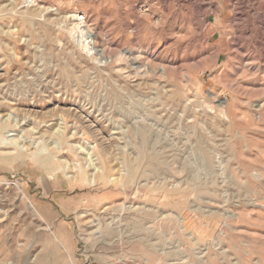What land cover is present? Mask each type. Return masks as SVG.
Here are the masks:
<instances>
[{"label":"rangeland","instance_id":"374dc122","mask_svg":"<svg viewBox=\"0 0 264 264\" xmlns=\"http://www.w3.org/2000/svg\"><path fill=\"white\" fill-rule=\"evenodd\" d=\"M25 263L264 264V0H0Z\"/></svg>","mask_w":264,"mask_h":264},{"label":"bare ground","instance_id":"6f19581e","mask_svg":"<svg viewBox=\"0 0 264 264\" xmlns=\"http://www.w3.org/2000/svg\"><path fill=\"white\" fill-rule=\"evenodd\" d=\"M84 36V35H83ZM84 38V37H83ZM32 206V205H31ZM33 207V206H32ZM35 209V208H34ZM55 236V235H54ZM26 264V263H25Z\"/></svg>","mask_w":264,"mask_h":264}]
</instances>
